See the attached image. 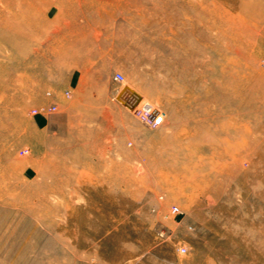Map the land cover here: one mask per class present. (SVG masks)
Returning a JSON list of instances; mask_svg holds the SVG:
<instances>
[{"label": "rangeland", "instance_id": "obj_1", "mask_svg": "<svg viewBox=\"0 0 264 264\" xmlns=\"http://www.w3.org/2000/svg\"><path fill=\"white\" fill-rule=\"evenodd\" d=\"M193 1L0 2V264H264V0H204L228 18L214 105L186 52L167 71L175 45L138 51L156 33L116 12L151 22Z\"/></svg>", "mask_w": 264, "mask_h": 264}, {"label": "bare ground", "instance_id": "obj_2", "mask_svg": "<svg viewBox=\"0 0 264 264\" xmlns=\"http://www.w3.org/2000/svg\"><path fill=\"white\" fill-rule=\"evenodd\" d=\"M3 1L6 3H10L13 0H0V2H3ZM19 1L23 3L26 2L25 3L26 5L27 2H33V3H38V4L47 2L50 4L54 0H19ZM133 6H134L133 4H127V5H124L119 11H116L121 16L122 20L125 21L126 27L129 28L131 36L133 34L132 37L136 38L135 33H137L138 35L144 34V36H147L148 34H154L155 32L157 37L154 34V37L152 38L147 37L150 42L143 41V43H141V39L137 37V41L133 40L131 42V45L134 46L139 51V49H141L143 45L147 46V44L149 45V43L151 42L154 43L155 41H159L160 37L161 39H165L167 42L171 43L173 46L175 45L174 47L175 50H172V51L170 50L171 52L170 60L171 61L170 63L166 64L165 69L167 71H171L174 68L172 61L175 57V54L178 53V51L186 52V54H188L189 56L188 63H191V65L194 67L196 66L200 67L198 73H195L196 78L194 80V84L199 87L200 89L199 92H203V94H206V93L210 94L209 100L206 96L204 97L207 99L209 103L214 105L216 103V93L218 94V92H220L218 91L220 89V84L218 82L219 81L218 77L220 73L218 74L217 69H216L217 65L219 64L218 63L219 61L217 62L214 59L215 52L217 49V41H218L216 40V37L218 38V36L220 35L226 36L225 34H228V25H227L228 18L223 19L222 17L220 18V16L216 17V12L213 10H209L208 5L204 2V0L187 2V5L185 6L181 5L175 9L174 7L173 8L170 7L169 11L153 13L151 17L152 18L151 22H149L146 18H144L143 15L140 13L136 14L138 17L137 18L138 20L135 19L136 17L134 18L133 16H129V17L126 16V14H130L131 12L130 9L131 7L133 8ZM22 13L24 14V18L27 19L31 16H35L36 14H39V10L38 9L34 10L32 9V7H28L24 9ZM23 14H19V15H23ZM106 15L114 16L115 11L108 13ZM121 27H122L121 28L122 31L126 29L124 25H122ZM111 30H115V27L114 26L111 27ZM200 40H202V43L203 42L205 43L204 47L206 50H204L202 54L203 56L202 62L199 64L196 57L198 56L197 55L198 42ZM149 53L150 52L146 51L143 54L147 56L149 55ZM178 63L180 64L181 67H183L184 62L182 60H179ZM186 70L188 69L186 68ZM224 77H226L227 79L226 82H228V84L231 86V84H233V81L232 83L229 82L230 81L229 75L228 77L227 75ZM228 87L229 86L227 85V88ZM240 88L242 89L241 86ZM226 90H229V89H226ZM128 94H129V91L128 89H126L124 93L122 94V99L127 98L126 100L129 101ZM206 99H204V101ZM143 110L145 112H150L151 111L150 105H147L146 109L144 108ZM199 129L204 131L207 137L212 138V140L214 141L213 135L207 132L208 127L206 123H200L197 127L198 132L201 131Z\"/></svg>", "mask_w": 264, "mask_h": 264}, {"label": "built area", "instance_id": "obj_3", "mask_svg": "<svg viewBox=\"0 0 264 264\" xmlns=\"http://www.w3.org/2000/svg\"><path fill=\"white\" fill-rule=\"evenodd\" d=\"M114 80L116 82H122L123 80V77L120 75V74H115L114 75ZM57 109L56 105L55 104H51L49 107H43L41 109H39V111H43V112H55ZM38 112V110H34L32 113H36ZM137 114L141 117L142 121L145 123V124H149L151 126H156L157 124H159L157 122V120L149 114V112H145V111H137ZM23 154H26L27 153V150L25 149L23 152ZM172 213H176L177 212V208L173 207L172 209ZM179 252L180 253H185L186 252V248L185 247H181L179 248Z\"/></svg>", "mask_w": 264, "mask_h": 264}, {"label": "water", "instance_id": "obj_4", "mask_svg": "<svg viewBox=\"0 0 264 264\" xmlns=\"http://www.w3.org/2000/svg\"><path fill=\"white\" fill-rule=\"evenodd\" d=\"M128 89L129 94H128V98L129 101L126 100L127 98H123L122 99V94L124 93V91ZM120 97H118V101H120L126 108H128L129 110L133 111L134 108L140 103L141 101V96H139L136 92H134L133 90H131L130 88H124L122 90V93L119 95ZM131 100V101H130Z\"/></svg>", "mask_w": 264, "mask_h": 264}]
</instances>
